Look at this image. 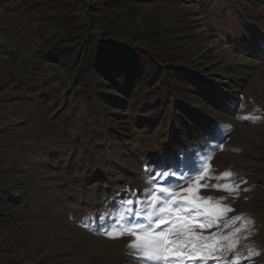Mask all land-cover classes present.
I'll use <instances>...</instances> for the list:
<instances>
[{
    "label": "rangeland",
    "instance_id": "1",
    "mask_svg": "<svg viewBox=\"0 0 264 264\" xmlns=\"http://www.w3.org/2000/svg\"><path fill=\"white\" fill-rule=\"evenodd\" d=\"M97 41L154 63L77 85ZM209 155L238 194L157 183L227 197L233 211L204 234L250 219L224 264L249 248L241 264H264V0H0V264H139L99 217L130 193L145 201L149 172L194 176Z\"/></svg>",
    "mask_w": 264,
    "mask_h": 264
},
{
    "label": "snow or ice",
    "instance_id": "2",
    "mask_svg": "<svg viewBox=\"0 0 264 264\" xmlns=\"http://www.w3.org/2000/svg\"><path fill=\"white\" fill-rule=\"evenodd\" d=\"M211 135V133H209ZM212 157L206 156L201 166L194 170V176L179 175L176 171L165 169L152 174L149 172V188L144 189L147 196L145 201H134L130 193L129 198L123 200L118 210L102 214L99 219L105 221L111 218L112 223L104 228L101 234L109 239H119L130 236L133 239L128 244L129 254L139 261V264H186L188 260L199 259L201 264H207L209 259L216 264H224L226 254L235 250L239 239H233L242 228H247L253 222L242 216L232 217L231 223L244 221V224L227 235L218 233L204 234V229L218 226L217 221L233 209L222 201L227 197L217 200L214 197H203L198 194L189 196L181 193H193V185L183 188L182 185H163L157 179L168 181L170 178L182 180L185 183L195 181V189L214 188L231 194H238L239 185L232 182L233 173L225 171L220 175H211L208 163ZM162 168L164 166H161ZM217 181L226 180L227 183H205L201 180ZM180 188V191H176ZM248 191V189H245ZM134 203H146L150 211L142 214L139 208H134ZM143 221V222H141ZM164 225L165 227H161ZM85 227H88L86 224ZM228 227V223H225ZM247 239V237H244ZM226 241L227 243H221ZM217 253H220L217 255ZM259 255L254 249L249 248L247 257L239 252L232 258V264H241V260L250 259Z\"/></svg>",
    "mask_w": 264,
    "mask_h": 264
},
{
    "label": "trees",
    "instance_id": "3",
    "mask_svg": "<svg viewBox=\"0 0 264 264\" xmlns=\"http://www.w3.org/2000/svg\"><path fill=\"white\" fill-rule=\"evenodd\" d=\"M127 52L123 53L121 49H110L107 45H102L97 41L92 55L90 54V57L94 58L90 65V71L88 75L86 74L88 81L81 75L77 78V85L99 87L102 84L100 78H110L112 77V72H117L118 74L125 73L128 78L131 74L140 73V71H143L142 74H144L145 70H148L150 65L154 63L153 59L146 52L141 50ZM162 74H159L158 71H153L152 78L159 81L162 78ZM164 86L167 91H170L169 85Z\"/></svg>",
    "mask_w": 264,
    "mask_h": 264
}]
</instances>
